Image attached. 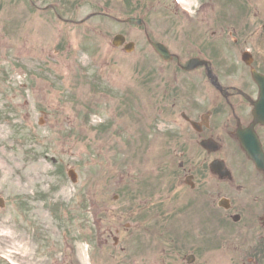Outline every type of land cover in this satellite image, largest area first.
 <instances>
[{"label":"rangeland","instance_id":"rangeland-1","mask_svg":"<svg viewBox=\"0 0 264 264\" xmlns=\"http://www.w3.org/2000/svg\"><path fill=\"white\" fill-rule=\"evenodd\" d=\"M32 1L38 10L26 0H0V264H63L68 244L81 264H94L100 225L118 228L130 258H113L104 248L96 259L106 263L95 264H145L155 248L159 264H185L205 210L186 217L178 237L170 219L163 220L174 206L173 194L165 200V193L180 162L200 152L178 116L177 97L168 96L184 79L174 61L156 57L143 28L111 18H142L150 39L185 61L198 38L220 40L219 54L211 56L228 74L236 45L251 51L252 42L264 45V0H62L82 1L75 11L56 7L63 19L108 16L79 26L43 11L59 0ZM118 34L135 44L133 52L111 46ZM53 205H60L61 222ZM129 213L143 223L128 237Z\"/></svg>","mask_w":264,"mask_h":264},{"label":"flooded vegetation","instance_id":"flooded-vegetation-1","mask_svg":"<svg viewBox=\"0 0 264 264\" xmlns=\"http://www.w3.org/2000/svg\"><path fill=\"white\" fill-rule=\"evenodd\" d=\"M204 39L210 42V39ZM199 45L200 49L196 50L192 58L207 61V68L211 73L207 72L206 67H199L187 73L189 74L187 86L190 92L188 96L183 94L184 99L181 103L183 110L179 114L185 128L194 135L195 144L200 145L206 140H214L220 144V151L209 154L208 157L217 156L218 160L223 161L230 177L219 179V176H214L206 167H198V163L191 158L180 162L178 166L180 169L175 174V184L183 189L185 179L190 178L193 184L192 192L196 193L197 189L199 191L195 200L200 201L201 205L213 195L215 197L213 203L220 199L227 200L228 210L223 211L224 216L228 219H232V216L238 217L239 232L236 246L225 247L224 254L236 255L238 264H245L246 261L250 264H261L254 247H260L261 255H264V173L245 156L240 140L237 142L236 131L239 129L241 136L243 131L250 128L254 109L257 115L262 112L264 117V96L260 95L258 84L251 78L253 70L264 77V54H255L254 46L253 51L251 49L248 51L249 55L243 56V45L239 43L237 48L239 60L233 68L236 69V75L229 76L225 65L210 57L211 45L203 42ZM178 62L181 63L180 60ZM234 78L237 87L230 84L234 82ZM176 105L173 103V108ZM250 133L260 144L264 155V121L256 124ZM180 153L185 157L184 151ZM190 155L191 152L188 156ZM229 159L232 166L228 164ZM212 180L219 185L214 194L209 189V184L213 185ZM126 227H129L126 231H130V226ZM100 228L103 245H108L110 237L115 242L112 235L119 234L118 228H107L105 225H100ZM118 244H114V247ZM120 250L126 252V248Z\"/></svg>","mask_w":264,"mask_h":264},{"label":"water","instance_id":"water-1","mask_svg":"<svg viewBox=\"0 0 264 264\" xmlns=\"http://www.w3.org/2000/svg\"><path fill=\"white\" fill-rule=\"evenodd\" d=\"M130 23H133V22H136L137 24H140V21H135V20H129ZM124 41V39L120 36H117L114 38L113 40V45L114 46H118L120 44H122ZM152 47L154 48V50L156 51L157 54H159L163 59L167 60L170 58L169 54L167 53V51L164 49V47L162 45H159V44H152ZM126 51H130L133 46L131 44L127 45L126 47ZM191 64L189 65V67L187 68L188 69H191ZM69 176L71 177V179L73 180V174L70 172L69 173Z\"/></svg>","mask_w":264,"mask_h":264}]
</instances>
